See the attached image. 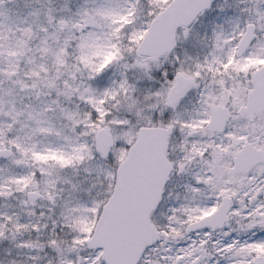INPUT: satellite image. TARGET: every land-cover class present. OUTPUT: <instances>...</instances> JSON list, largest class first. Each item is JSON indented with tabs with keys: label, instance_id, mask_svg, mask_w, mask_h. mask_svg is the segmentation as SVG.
<instances>
[{
	"label": "snow or ice",
	"instance_id": "6c2138e0",
	"mask_svg": "<svg viewBox=\"0 0 264 264\" xmlns=\"http://www.w3.org/2000/svg\"><path fill=\"white\" fill-rule=\"evenodd\" d=\"M0 264H264V0H0Z\"/></svg>",
	"mask_w": 264,
	"mask_h": 264
}]
</instances>
